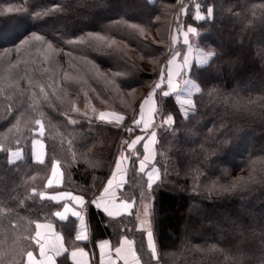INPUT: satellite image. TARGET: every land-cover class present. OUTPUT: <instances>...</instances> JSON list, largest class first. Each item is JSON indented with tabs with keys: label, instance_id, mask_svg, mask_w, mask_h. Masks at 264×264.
I'll use <instances>...</instances> for the list:
<instances>
[{
	"label": "trees",
	"instance_id": "obj_1",
	"mask_svg": "<svg viewBox=\"0 0 264 264\" xmlns=\"http://www.w3.org/2000/svg\"><path fill=\"white\" fill-rule=\"evenodd\" d=\"M177 6L174 27L193 28L189 39L198 53L217 55L204 68L194 61L183 76L201 87V93H192L196 111L189 116L180 111L177 93L162 95L167 85L155 91L157 145L146 168L158 171L154 191L138 170L143 140L134 149L138 157L132 155L127 167L123 162L126 171L119 184L117 198L132 205L130 213L112 218L91 207L88 221H60L56 213L65 201L52 197L78 195L87 207L114 160L121 152L130 155L123 141L142 135L126 129L132 128L134 107L158 81L160 66L167 77L168 60L163 58ZM9 7L12 12L5 11ZM33 32L43 41L22 45ZM90 32L114 41L110 50L126 62L101 55L87 43H67L81 36L87 40ZM176 51L182 56L185 45L176 44L169 55ZM115 71L122 76L114 77ZM180 89L187 97V90ZM212 89L219 91L209 94ZM104 110L124 115V123L99 120L97 114ZM167 115L173 116L172 124H162ZM36 119L44 125V164L34 159L32 140L39 138L40 128ZM16 151L21 158L11 162ZM53 161L59 162L61 178L49 186ZM253 168L255 182L243 191L209 195L204 187L211 181L228 185L230 179L247 178ZM142 204L152 209L161 264H235L237 257L241 264H264V0H181L180 5L178 0H0L3 264H25L28 250L37 256V223L52 224L68 250L90 249L88 242L76 240L89 223L94 246L110 241L115 252L127 237L141 264H156L146 232L138 227ZM57 264L72 263L65 254Z\"/></svg>",
	"mask_w": 264,
	"mask_h": 264
},
{
	"label": "snow or ice",
	"instance_id": "obj_2",
	"mask_svg": "<svg viewBox=\"0 0 264 264\" xmlns=\"http://www.w3.org/2000/svg\"><path fill=\"white\" fill-rule=\"evenodd\" d=\"M199 7V6H197ZM59 9H56V11H58ZM6 12H12L13 9L11 7L6 8L5 9ZM213 14V8L209 7L207 9V15L210 17ZM39 15V13H38ZM198 18H203V17H198ZM194 29L189 28L188 32H193ZM87 40L85 38V36H81L79 38L78 41H72V40H68L67 43L72 44V43H80V44H84L87 43L88 46L90 48H93L95 51L99 52L101 55H107V56H111L114 57L116 60H124L126 62V58L120 54L117 51H111L110 49L112 48V44L114 43V41H110L109 38L100 35L99 33H87ZM43 36L37 35L35 32L32 33L31 37H29V39L27 40H22L21 44L22 45H26L29 43L30 40H35V41H43ZM185 44H188L189 41L187 38H185ZM52 47L51 44H48V48L50 49ZM178 55V54H177ZM217 54L215 52L212 51H208V52H202L200 58L197 61V66L198 68H204L206 66H208L210 64V61L216 56ZM173 59H175V56H173ZM168 64L171 65L172 64V60L168 61ZM94 67L96 68V72H97V76L101 75L99 73V65L98 64H94ZM183 67H186L187 69L191 70L192 68V64L190 63L189 59L187 58V56H185L184 58V63H183ZM114 77H121L122 73L120 71H115L113 73ZM176 75H180V73H177ZM165 80V76L164 73H161V81L159 83H156L153 87L152 92H150L148 94V96L144 99V101L141 103L140 105V109H139V119H133V125H135L136 127H139L143 117H144V106L145 105H150V110L152 111L153 115L157 114V109H156V103L155 100L153 99L154 94L156 89H161V85L164 83ZM167 91H163L162 90V95L164 97H169L170 95H172V93H177L176 97H175V101L176 103L179 105L180 111L183 113V115L185 117L189 116L190 113H194L196 111V105L193 102V96H192V90H194L196 93H201V87L194 82L192 79L190 78H185L183 83L185 85H189L190 88L187 89V97H184L182 95L179 94L178 89H180L181 85L174 82L173 80V73L171 71L168 72L167 77ZM77 83H79V81H77ZM113 83H115V81H113ZM117 87L119 85H116ZM93 91H95V89H93ZM219 90L217 89H212L210 90L209 94H213V93H217ZM40 92L44 93V88L43 86L40 87ZM44 99L47 100V94H44ZM30 107H33L34 110H38V107L34 106V105H30ZM73 111H76L77 109H75V107L73 106ZM41 116L44 115L43 112L40 113ZM86 114V113H85ZM111 117V118H109ZM98 119L101 121H106L107 123H115L117 126H120L122 124V122L125 119L124 115H121L119 113L116 112H112V113H106L101 111L99 113ZM70 123L75 124L77 121L75 120H69ZM174 122V118L172 115H167L165 118L162 119V124H172ZM35 124L39 125V132L40 135L42 136L44 133V125L42 124L41 119H36L35 120ZM149 127V123H144V129H147ZM126 131L128 133H132L134 131L133 128H128L126 129ZM155 137H156V132L153 131L150 134V141L149 143L154 144L155 143ZM143 139L142 136H136L134 139H131V141L125 140L123 141V144L127 146V149L129 150L130 155H125L124 152H121V154L118 156L116 162H115V169L117 171H121V164L125 161V160H129L131 159L132 155H136L138 157V153H136L134 151L135 146L137 144H139L141 142V140ZM149 143H145L143 145L144 148V155L142 159H139V172L141 173H145L147 175V188L149 190H153V185H154V181L156 179H158V175H157V171L155 169V167L153 166L152 170L147 171L146 172V168L148 166V162L150 161V159H154V155L152 152H150L149 150ZM37 144L40 145V148H43V144L36 140L33 139L32 140V145H33V149L36 148ZM12 157H15L16 159H19L21 157V153L19 151L17 152H13L11 153ZM35 160L36 162H38L39 164H44V160L42 159V154L37 152L35 153ZM58 161H53L52 162V167H51V171H52V176L55 177L57 175L58 172ZM255 163V162H253ZM255 172V169L253 168V172L249 173V176L247 178L245 177H238L235 179H230V183L228 185H224L219 183V181H211L207 184L204 185L205 189L208 191L209 195H220L223 193H228V192H234L237 190L243 191L246 188L249 187V184L254 181V176L253 173ZM115 177V173H113V178ZM113 180L109 179L108 180V187L104 188V192H108L109 188L112 186ZM52 184V180L49 179L48 180V185L51 186ZM61 195H70L69 193H63ZM102 198V197H101ZM145 197L142 196L141 199L143 200ZM149 199H151V196L148 197ZM52 199H56V197H52ZM75 199L81 200L83 201V197H75ZM93 204L96 205L97 208L100 207V204L97 202V200H93L92 201ZM123 206L125 208L130 207V205L127 202H122ZM105 212L108 213L109 216H112L113 213L111 211H109V209L107 207H105L103 209ZM57 216H59L61 219H64V216L57 212L56 213ZM76 215H79L78 213H76ZM152 216V209L149 207L148 204H144L143 205V219H141L140 216H137V219L140 221L141 223V228L140 231L141 232H146V237H147V247L148 249L151 251V256L152 258L156 261V264H161V253L158 252V246H157V240L154 236V230H153V221L151 219ZM144 225H147V227H144ZM41 227V225L39 223L36 224V228L39 229ZM40 237V232L36 231L35 233V237H33V239L35 240L36 244L39 246V259H37L34 256L33 251L28 250L26 252V264H57L56 261V257H60L62 255H64L66 252H68V249L65 248L63 246V244H61L59 247L56 246H48L46 248L45 244L42 243L39 240ZM62 239V238H60ZM77 240H82V239H87V235L86 234H78L76 236ZM101 248H103V245H101ZM215 250L214 246L213 249ZM49 252H51L52 254L49 255ZM115 252L116 255L118 257H121L122 253H125V255H123L121 258H123L125 260V264H141V257L140 255L137 254V250L134 247V241L129 240L127 237H125L123 239V241H121L120 246L115 248ZM78 253L83 254V249H77V250H73L71 251L70 255L72 260H75V258L77 257ZM21 255H23V252L21 251L20 253ZM131 257V259L129 260L128 257ZM0 264H3V255H0ZM235 264H241V259L240 257H237L235 260Z\"/></svg>",
	"mask_w": 264,
	"mask_h": 264
},
{
	"label": "rangeland",
	"instance_id": "obj_3",
	"mask_svg": "<svg viewBox=\"0 0 264 264\" xmlns=\"http://www.w3.org/2000/svg\"><path fill=\"white\" fill-rule=\"evenodd\" d=\"M149 1V0H148ZM180 3H181V0H178V4L180 5ZM178 9H179V6H177V8H176V10H175V13L173 14V18H172V23H171V28H170V31H168V32H170L169 33V44L167 43V45L169 46V51H168V54H167V56L165 57V58H163V62H165V60H172V64L171 65H169L168 64V61H167V70H165V72H166V76H167V74H168V72L169 71H171L172 73H173V80H174V82H176V83H178V84H181V83H183V81H184V79L185 78H187V77H183L184 76V74L187 72H189L188 70L189 69H187L186 67H183V63H184V58H185V56H187V58L189 59V61H190V63L191 64H193V62L194 61H196V60H198L199 58H200V54L198 53V51L196 50V48H195V46L194 45H192L191 43H190V39H189V37H190V35L192 34V33H194L195 31H193V32H188V29L186 30V29H183L182 27H179L178 28V30L174 27L175 26V23L177 22V20L178 19H176V11H178ZM193 29V28H192ZM185 38H187L188 39V41H189V43L188 44H185ZM178 43L179 44H181V45H185V51H184V53H183V55L181 56V52H179V51H176L174 54H172L171 56L169 55L170 54V51H171V49L173 48V47H175L176 46V44L178 45ZM178 54V55H177ZM173 56H175V59H173ZM161 68L159 69V71H158V73H159V79H158V81L156 82V83H159L160 81H161V71H162V66H160ZM177 73H180V75H176ZM165 76V75H164ZM155 85V84H154ZM163 85H167V80L165 79L164 80V83L161 85V88L163 87ZM153 90V89H152ZM152 90L150 91V92H152ZM156 90H159V89H156ZM180 90L181 89H178V92H180ZM149 92V93H150ZM155 98V94H154V97H153V99ZM145 99V98H144ZM144 99L138 104V105H136L135 107H134V110H133V115H132V118L130 119V122H129V124H131L130 126L132 127V128H134L135 130H138L139 132H141L142 133V135H139V136H142L143 137V139L141 140V141H143L144 140V144L145 143H149V141H150V134H151V132H153V131H155V128H154V123H155V119H154V116L155 115H153L152 114V111L150 110V105H145L144 106V117H143V120H142V122H141V124H140V126L139 127H136L135 125H133V119L135 118V119H139L140 117H139V109H140V105H141V103L144 101ZM155 100V99H154ZM156 103V102H155ZM103 112H106V113H112L113 111L112 110H104ZM115 112V111H114ZM117 113V112H116ZM98 116H99V114H97ZM109 118H111V117H109ZM125 120V119H124ZM106 122V121H105ZM149 123V127L147 128V129H144V123ZM124 123V121L122 122V124ZM38 136H39V138H37L36 140H38V141H40L42 144H43V148L41 149L40 148V145L39 144H37V146H36V148L35 149H33V153H34V159H35V153H37V152H39V153H41L42 154V159L44 160V143H43V141L41 140V137L43 136H41L40 135V132H39V129H38V131H37V133H36ZM146 136V137H145ZM146 138V139H145ZM157 135H156V137H155V143L154 144H152V143H149V150H150V152H152L153 153V155H154V157H155V152H156V145H157ZM138 145V144H137ZM136 145V146H137ZM135 146V147H136ZM17 152V151H16ZM10 156H11V154H10ZM21 158V157H20ZM19 158V159H20ZM15 157H10V160H11V162H14L15 161ZM150 160H152V159H150ZM36 161V160H35ZM124 163H125V165L128 163V160H125L124 161ZM128 165V164H127ZM127 165H126V167H127ZM126 169V168H125ZM157 171V170H156ZM157 175H158V171H157ZM123 176V175H122ZM60 178H61V173H60V170L58 169V172H57V175L55 176V177H53V176H51V180H52V184L51 185H57V184H59L60 183ZM56 197V201H63V198H67V197H69L68 195L67 196H65V195H57V196H55ZM143 205L144 204H142L141 206H140V209H139V213H138V216H140L141 217V219H143ZM66 208H64L65 209V211H67L68 212V210L70 209V207H68L69 206V204H66ZM132 206V205H131ZM128 207V208H125L123 211L124 212H130L131 211V209H132V207ZM62 213V212H61ZM138 220V219H137ZM138 227H139V229L141 228V223H140V221L138 220ZM144 227H147V225H144ZM115 258H116V256H115ZM117 259V258H116Z\"/></svg>",
	"mask_w": 264,
	"mask_h": 264
},
{
	"label": "crops",
	"instance_id": "obj_4",
	"mask_svg": "<svg viewBox=\"0 0 264 264\" xmlns=\"http://www.w3.org/2000/svg\"><path fill=\"white\" fill-rule=\"evenodd\" d=\"M10 157L12 158V156H10ZM18 160L19 159H15L14 162H16ZM149 162H151V160ZM123 174L124 173H122V172H117L115 180L118 181V184H120V179L122 178ZM68 196L69 197H67V198H63V201H65V205H64L63 209L59 212V213L62 212L61 214L64 216V219H61L59 216L56 215L57 218L60 221H62V222L67 221L69 218H73V219H76V220L81 219V217L88 212V208H91V207L95 208L96 210H98L100 212H103L104 215L106 214L107 216H109L108 213L103 210L105 207H107L109 209V211H111L113 213L112 216H109V217H112V218L120 217V216H122L124 214L130 213V212H124L123 211L125 209V207L122 204L123 201H120L117 198L118 196H116V194H113V196H109V197L100 196V197H98L96 199H93V200H97V202L100 204L99 208H97L96 205L92 203L93 200H91L89 202V204L87 205V207H86L84 200L81 201V200L75 199V197H78V195L74 196V195L70 194ZM66 204H69L68 207H70L68 212L65 211V209H64V208L67 207ZM76 213H78L79 215H76ZM40 225H41V227L39 229L36 228V231L40 232L39 240L42 243L45 244L46 248L48 246L59 247L61 244H63V246L65 248H67L63 235L61 233H59L52 224L40 223ZM60 238H62V239H60ZM93 248L95 249V251H94V253L96 254L95 258H96V262L98 263L99 262L98 260L101 257L100 248H98V245L93 246ZM90 250H91V248H90ZM90 250H86L85 252H88L90 254L92 252V250H91V252H90ZM101 250H103V248ZM51 254L52 253L49 252V255H51ZM64 255H62V256H64ZM123 255H125V253H122L121 257ZM62 256H60V257H62ZM92 256H93V254H92ZM102 256H103V251H102ZM115 256L117 258V263L118 264H125V260L123 258H121V257H118L116 255V252H115ZM35 257L37 259L40 258L39 257V246H38V254ZM60 257H56V261ZM77 257H78V255H77ZM77 257L75 258V260H73L75 264H76V261H77ZM70 258H71V255H70ZM128 259L130 260L131 257L129 256ZM71 260H72V258H71Z\"/></svg>",
	"mask_w": 264,
	"mask_h": 264
},
{
	"label": "built area",
	"instance_id": "obj_5",
	"mask_svg": "<svg viewBox=\"0 0 264 264\" xmlns=\"http://www.w3.org/2000/svg\"><path fill=\"white\" fill-rule=\"evenodd\" d=\"M116 160H117V158L114 160V162H113V165H112V169H111V172H112V170L115 168V162H116ZM123 167V163L121 164V168ZM110 172V173H111ZM110 193H112L111 192V188L109 189V191L108 192H104V189H102L101 190V196H107V195H109ZM88 218V217H87ZM85 233L87 234V231L85 230ZM82 234V233H81ZM90 235H91V229H90V231H89V238H90ZM90 244H91V242H90ZM91 250H92V252L89 254L88 252H85V251H83V254H80V253H78V257H77V261H76V264H99V262L97 263L96 262V258H95V253H94V251H95V249L93 248V246H92V244H91ZM102 251H104V250H101L100 249V252L102 253ZM104 253V252H103ZM92 254H93V256H92ZM107 259L104 257V258H102L101 259V263L100 264H108V262L106 261ZM73 261V260H72ZM74 262V261H73ZM110 263H112V262H110Z\"/></svg>",
	"mask_w": 264,
	"mask_h": 264
}]
</instances>
